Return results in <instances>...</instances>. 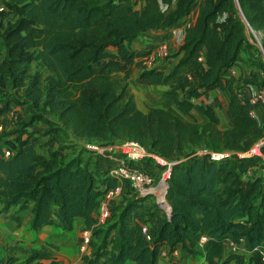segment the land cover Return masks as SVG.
I'll use <instances>...</instances> for the list:
<instances>
[{"label": "trees", "instance_id": "16d2710c", "mask_svg": "<svg viewBox=\"0 0 264 264\" xmlns=\"http://www.w3.org/2000/svg\"><path fill=\"white\" fill-rule=\"evenodd\" d=\"M193 6L170 68H145L140 58L146 51L131 49L130 41L169 29ZM6 9L13 19L2 21ZM0 15V212L31 202L33 229L53 224L67 230L80 217L89 230L81 264H158L163 246L177 244L188 255L198 246L205 264H244L237 251H226L227 237L249 252L246 264H264V144L262 156L213 159L207 152L244 151L264 134L251 113L257 103L241 98L235 86L236 80L258 84L255 74L236 78L230 71L248 44L247 28L262 31L264 52V0H7ZM31 61L46 73H29ZM133 64L136 79L165 86L159 104L145 111L126 82ZM213 88L228 94L224 128L217 126L216 99L195 101ZM7 89L20 90L21 98ZM14 103L26 105L30 115L5 132ZM191 109L204 120L186 118ZM43 112L87 141L132 140L165 158L205 151L171 165L164 206L147 204L125 181L108 203V217L96 224L97 197L116 178L80 155L56 161L57 150L37 154V138L24 126L50 122ZM4 146L11 155L3 156ZM257 165L261 171L250 174ZM6 251L0 250V264H42L48 256L42 248L24 251L21 259Z\"/></svg>", "mask_w": 264, "mask_h": 264}, {"label": "crops", "instance_id": "0c3cea01", "mask_svg": "<svg viewBox=\"0 0 264 264\" xmlns=\"http://www.w3.org/2000/svg\"><path fill=\"white\" fill-rule=\"evenodd\" d=\"M196 11V6L190 10V17H194ZM261 35L262 31L258 30ZM166 32V30H149L138 34L129 43L131 49L140 50L145 49V47L155 45L156 42H165L171 36H162L161 39L157 40L156 36H150V34H161ZM164 35V34H163ZM258 39L254 41L248 40V44L240 52V60L233 62L230 71L231 74L238 77H247L249 73H254L256 81L258 84L253 83H241L240 80L235 81V86L237 87V92L241 98L248 97L255 89L264 84V71L262 64L264 63V58L261 49L255 43H259ZM168 37V38H167ZM171 43V42H170ZM110 50H114L113 47H109ZM162 59L159 66H163L164 70H168L175 58L171 61H163ZM132 76L128 77L131 84L129 85V90L133 95V98L145 97L143 95V90L155 89L161 92L165 86L159 84L147 83L146 80L136 79L134 73L137 72V67L133 64ZM130 75V74H129ZM150 91H148L147 96H151ZM215 99L218 101L219 105L213 106L214 113L217 116V126L220 128L227 127L230 123L229 115L227 112L228 94L224 90L218 88H213L209 90L206 96H199L195 101H201L204 103H214ZM135 101V99H134ZM137 106V105H136ZM141 109L139 106H137ZM143 110V109H141ZM197 113V112H196ZM199 114V113H198ZM252 114L255 116L257 121L264 125V107L261 105H256L252 109ZM201 116V120H204V116ZM28 204L27 208L18 209L16 206H10L6 211L0 212V250L5 253V250H20L21 252L27 251L31 248H42L44 249L48 256L42 258L40 261L42 264H81L80 254L82 252H87L88 247L86 244H82V237L84 232L88 229L83 228V222L80 217H76L72 221L70 229H62L59 226L53 224H45L38 229H33L29 225L30 211ZM10 215L16 216L18 222H16ZM163 250H167V246H163ZM175 253L172 250L168 251L167 255L159 256L157 258L158 264H205L202 254L196 258L199 260L195 262L185 251L177 244L174 246ZM17 255V254H14ZM53 261V263H51ZM124 264H133L131 261H127Z\"/></svg>", "mask_w": 264, "mask_h": 264}, {"label": "built area", "instance_id": "2783aa9c", "mask_svg": "<svg viewBox=\"0 0 264 264\" xmlns=\"http://www.w3.org/2000/svg\"><path fill=\"white\" fill-rule=\"evenodd\" d=\"M6 1L7 0H0V10L5 9ZM163 7L164 6H162V8ZM182 19V22H176L168 29V33L172 40L171 42L174 43L176 47L182 40L183 31L185 26L189 23L190 15L187 14ZM168 49L169 44H166V42H156L155 45L152 44L144 49L146 53L141 56L140 63L145 68L157 67L167 54ZM247 98L250 102L257 103V105L264 107V84L258 86ZM10 115L13 116L12 111ZM262 144H264V134L244 151L207 152L213 159L228 156L229 154H235L237 156H262L260 151V145ZM84 147L91 151V154L99 160L101 169L106 168L107 174L116 178V183L106 188L103 193L97 197L98 205L95 211L96 224L102 223L108 217V203L110 199H116L120 195L124 189L125 181L128 182L130 189L136 196H147L150 202L158 206H164L167 187L166 179L168 178L171 165L192 154L205 151L204 149H198L183 157L165 158L153 150L146 149L136 141L121 139H119L117 143L89 140L85 142ZM2 150L3 156L5 157L12 154V150L8 146H4ZM145 228L146 225L142 224L141 231L143 233H145ZM88 237L89 230L84 232L82 244H86ZM225 243L226 251L236 250V243L230 238L227 237ZM168 251L170 250L161 249L159 256L167 255ZM172 253H175L174 248L172 249Z\"/></svg>", "mask_w": 264, "mask_h": 264}, {"label": "rangeland", "instance_id": "374dc122", "mask_svg": "<svg viewBox=\"0 0 264 264\" xmlns=\"http://www.w3.org/2000/svg\"><path fill=\"white\" fill-rule=\"evenodd\" d=\"M137 6V5H136ZM194 7V6H193ZM192 7V8H193ZM191 8V9H192ZM6 12V13H5ZM5 14L2 15V21H6V20H12L13 16L7 12V9L5 10ZM1 16V15H0ZM183 19L181 18L178 22H182ZM247 39L254 41L255 39H258L259 36L261 35V33L258 30H251L249 28H247ZM164 34V35H163ZM168 35V29L166 30V32L163 33H159V34H155L152 35L150 34V36L154 37L157 40L161 39L162 36ZM166 35V36H167ZM168 38V37H167ZM172 40L170 39V37L168 39H166V44H169V49L167 54L163 57V61H171L174 59L173 56H171V54L175 51L176 49V45L174 43L171 42ZM172 44H171V43ZM255 45L258 46L257 43H255ZM146 48V47H145ZM3 51V46L0 40V56L2 54ZM263 67V71H264V63L262 64ZM33 71H37L39 72L42 76L46 73L45 69L39 65L36 61H31L30 67H29V73H32ZM132 68L130 66V75L128 77L132 76ZM136 72L134 73L133 78L135 77ZM123 75V71H119V72H113V76L116 79H120V77H122ZM126 78V82L127 85L128 83L131 84V81H129V78ZM129 87V85H128ZM130 88V87H129ZM7 91L9 93H12L14 96L21 98L20 95V90H8ZM148 91H150V95L151 96H147ZM143 95H145V97H140V98H134L135 99V103L137 106H139L141 109H143V111H145L147 108L157 105L159 104V91L155 90V89H150V90H143ZM0 97H2V94H0ZM197 99V98H196ZM44 116H46L50 122H44L42 120H33L29 125L24 126L25 130H28V132H31L32 135L34 137L37 138L38 141V146L35 148L37 154H39L40 156H46L47 154V150H51V151H58L57 154L53 155L54 159L56 161H65L68 158H70L71 156L74 155H80L85 161H88L89 166L95 165L96 167H98L99 160L97 158H95L93 156V154H91V151H89L87 148L84 147V144L87 140L82 139V138H78L76 136H74L69 130L64 129V128H60L58 126V124L56 123V118L53 115H50L48 113H44ZM12 123L11 126L8 125V127H6L5 132L8 131L9 129H11L12 127L18 126L21 123L25 122L28 120V117L30 115L28 108L26 107V105L24 104H17L14 103L12 104ZM186 118L188 119H193L196 120L198 122H201V116L196 113L195 110L191 109L189 112H187L186 114H184ZM4 138L8 137L6 136V133L3 134ZM52 137H55V140L51 141L50 139ZM108 141L110 143H117L119 142V139L116 138H111L108 139ZM49 142H52L49 144ZM49 144V145H48ZM190 151H186V153H189ZM178 158V157H176ZM98 161V162H97ZM261 166L257 165L256 167H253L251 169L250 174H254L257 171H261ZM134 194V192H133ZM130 195H132V192H130ZM148 201H145L147 204L151 203ZM1 205V203H0ZM197 250L196 253L193 255H189L195 262H198L199 260L196 258L197 256L201 255V251L199 250V247L196 246ZM226 248V247H225ZM241 257V260L243 261L244 264H246L248 262V257H249V252L246 251L241 245L236 244V250ZM11 253V251H6ZM12 254H17L16 256L21 259L22 257L25 256V252H21L20 250H12ZM200 264V263H197Z\"/></svg>", "mask_w": 264, "mask_h": 264}, {"label": "water", "instance_id": "95a60500", "mask_svg": "<svg viewBox=\"0 0 264 264\" xmlns=\"http://www.w3.org/2000/svg\"><path fill=\"white\" fill-rule=\"evenodd\" d=\"M242 17V16H241ZM242 19H244L243 17H242ZM258 46H259V48L261 49V51H262V54H263V58H264V52H263V50H262V48H261V46H260V44L258 43Z\"/></svg>", "mask_w": 264, "mask_h": 264}]
</instances>
